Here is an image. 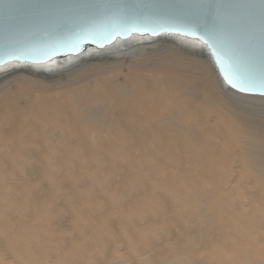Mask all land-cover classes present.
Listing matches in <instances>:
<instances>
[{
  "label": "bare ground",
  "instance_id": "6f19581e",
  "mask_svg": "<svg viewBox=\"0 0 264 264\" xmlns=\"http://www.w3.org/2000/svg\"><path fill=\"white\" fill-rule=\"evenodd\" d=\"M35 181L49 194L31 205ZM57 196L77 204L52 231L80 234L40 256L49 225L36 213ZM4 253L14 264H264V96L227 87L201 43L167 34L0 67Z\"/></svg>",
  "mask_w": 264,
  "mask_h": 264
},
{
  "label": "water",
  "instance_id": "95a60500",
  "mask_svg": "<svg viewBox=\"0 0 264 264\" xmlns=\"http://www.w3.org/2000/svg\"><path fill=\"white\" fill-rule=\"evenodd\" d=\"M165 34L201 43L227 87L264 96V0H0V67Z\"/></svg>",
  "mask_w": 264,
  "mask_h": 264
},
{
  "label": "rangeland",
  "instance_id": "374dc122",
  "mask_svg": "<svg viewBox=\"0 0 264 264\" xmlns=\"http://www.w3.org/2000/svg\"><path fill=\"white\" fill-rule=\"evenodd\" d=\"M51 77H39V79H42V80H51L50 79ZM10 79H12V78H9L8 80H10ZM14 85H17L18 83L17 82H14L13 83ZM11 90H13V91H16L17 89H16V87H12V88H10ZM23 178L24 177H18V178H15L14 179V181H17L18 182V179H22L23 180ZM43 181H44V183L45 184H48V180H44L43 179ZM67 182V181H66ZM73 181H72V179L71 180H68V182H67V184H69V183H72ZM76 186L78 187L77 188V190H80L79 188H80V186L79 185H77L76 184ZM36 187V188H35ZM34 190L33 191H31V193H30V197H27V199L30 201L29 202V204H31V205H33V201H34V196L35 195H37V194H39L40 192L41 193H43V194H49V190H48V186H41V185H38V183L35 181L34 182ZM46 199H47V196H46ZM44 200V199H43ZM63 200L64 199H62V198H60V197H58L57 196V199H56V202H55V204L53 205V208L55 209L51 214H49L48 212H50V211H48V212H45L44 211V209L45 208H47V206H42L43 207V209L42 210H40L39 212H38V214L36 213V220H35V222H37L38 224H40V225H49V227L47 228V230H41L40 232V235H39V237H37L36 238V240L37 241H41V238L42 237H46V238H48L50 241H47V242H45L44 244L42 243V248L44 247V251H43V253L40 255V256H48V255H46L45 254V252H46V250L47 249H50L51 250V248H53L52 250H53V252L55 251L56 253L57 252H59V250L58 249H54L56 246H58V245H60V244H63L64 242L66 243V242H70V241H73L74 239H76V237L78 236V234H80L79 232V230H76L75 228H66V229H64V230H62V232H56V233H54L52 230H53V228L55 229L57 226H55V225H53L52 224V222L50 221L51 219H53L54 217H59L58 216V214L60 215V216H62V215H64L65 217H68L69 215H70V210L69 209H71L72 208V206L73 205H75V204H77V198H75V200H74V203L73 204H69V205H67L68 207H69V209H65V207H64V204H63ZM49 204V203H48ZM23 205V204H22ZM37 207V206H36ZM38 208V207H37ZM29 211H32V209L31 208H26L25 209V212H29ZM65 222V221H64ZM68 221H66L64 224H66ZM68 224V223H67ZM59 235V236H58ZM50 236V237H49ZM58 237V238H57ZM64 237V239L65 240H60L61 238H63ZM73 239V240H72ZM85 242H88L87 240H85ZM84 242V243H85ZM34 243H35V240H34ZM83 243V244H84ZM79 244H80V242H79ZM87 244V243H86ZM68 245V244H67ZM93 247V246H92ZM94 249H96L95 248V246L93 247V248H91V259H93V262L94 261H96L97 260V258L96 257H98L99 255H98V253H99V251L98 250H94ZM41 252V249H39V248H37L36 249V253H40ZM10 252V251H9ZM8 252V253H9ZM128 252H129V250H128V248L127 247H125V246H123L122 248H121V250L119 251V253H120V255H122V256H126L127 254H128ZM5 254V255H4ZM4 254H2V255H4L3 257H2V259L3 260H1V258H0V264H14V263H17L16 261H14L13 260V258H11L10 256L9 257H7L8 255H7V253H4ZM95 255V256H94ZM117 256V255H116ZM47 260V259H46ZM177 261H181V257H179L178 259H177ZM75 264L77 263V264H79V262H74Z\"/></svg>",
  "mask_w": 264,
  "mask_h": 264
},
{
  "label": "snow or ice",
  "instance_id": "6c2138e0",
  "mask_svg": "<svg viewBox=\"0 0 264 264\" xmlns=\"http://www.w3.org/2000/svg\"><path fill=\"white\" fill-rule=\"evenodd\" d=\"M229 83H231V81H229ZM236 85H233V87H235ZM240 91L244 92V91H248V89L246 88H241Z\"/></svg>",
  "mask_w": 264,
  "mask_h": 264
}]
</instances>
